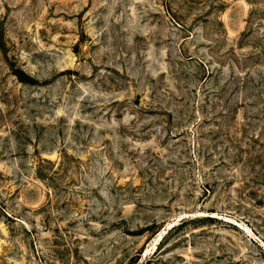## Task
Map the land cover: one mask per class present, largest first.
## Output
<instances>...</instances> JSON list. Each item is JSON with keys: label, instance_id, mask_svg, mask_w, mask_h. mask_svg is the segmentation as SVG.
I'll return each instance as SVG.
<instances>
[{"label": "rangeland", "instance_id": "rangeland-1", "mask_svg": "<svg viewBox=\"0 0 264 264\" xmlns=\"http://www.w3.org/2000/svg\"><path fill=\"white\" fill-rule=\"evenodd\" d=\"M0 264H264V0H0Z\"/></svg>", "mask_w": 264, "mask_h": 264}]
</instances>
